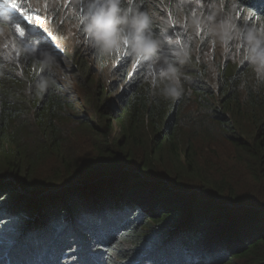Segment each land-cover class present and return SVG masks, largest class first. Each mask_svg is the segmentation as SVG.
<instances>
[{
	"label": "trees",
	"instance_id": "16d2710c",
	"mask_svg": "<svg viewBox=\"0 0 264 264\" xmlns=\"http://www.w3.org/2000/svg\"><path fill=\"white\" fill-rule=\"evenodd\" d=\"M230 1L264 24V0ZM159 3L177 15L176 0H143V7L156 12ZM82 14L75 71L108 61L85 43ZM154 28L163 35L158 20ZM19 48L20 71L0 53V264H264V196L241 179L215 181L216 165L205 159L226 139L236 161L229 163L245 168L251 184L264 182V85L253 86L247 63L215 90L193 56L183 68L185 94L171 100L148 84L158 66L122 48L113 82L96 80L82 94L96 122L104 120L94 126L60 80L57 67L67 73L73 54L53 64L42 51ZM42 78L54 81L43 92ZM81 128L96 137L79 154ZM107 182L115 192L109 184L82 193ZM200 206L212 213L199 214Z\"/></svg>",
	"mask_w": 264,
	"mask_h": 264
},
{
	"label": "rangeland",
	"instance_id": "374dc122",
	"mask_svg": "<svg viewBox=\"0 0 264 264\" xmlns=\"http://www.w3.org/2000/svg\"><path fill=\"white\" fill-rule=\"evenodd\" d=\"M176 1L178 5L177 15L175 17L170 14V9L166 6H162L161 3H159L156 10L157 16L159 17L157 20L163 28V36L168 40L166 51L175 52L188 46L192 52L191 57L196 56L201 58L200 62L203 63L201 66L206 68V73L209 75V80L211 82L210 85L216 90L221 82L228 81L227 79L230 74H234L235 70L239 66L243 67L246 62H234L238 59L236 52L232 51V49L236 47V44L226 43L222 49L221 46L212 39L210 34L205 30L207 16L213 12V6L218 4L220 5L218 9V19L224 20L226 18L228 21V24L225 25V30L233 23L245 26L254 25L255 20L251 18V14L247 11V7L230 0ZM30 2H34L35 8L29 9L22 6L21 3L13 2L12 0H0V17L9 22L7 25L0 27V53L6 57L7 62L11 63L15 70L19 71L22 69V64L19 60L21 56L19 55L20 45L26 46L33 51H42V54H44L43 56L50 58L53 64L61 63L60 58L56 57L63 54H73V59H71L73 64L67 73H64V71L57 67L60 80L71 87V89H69L71 95H74L73 99L78 100L76 109L79 115L87 116L88 121L94 122L91 123L94 126L101 125V121L104 120L99 119L96 122L95 116L88 110L87 106L84 104V99L82 100L81 98L84 91H94L96 89V80H100L103 86H107L110 81L113 82L114 79L111 77L110 69L114 66L115 62L114 60H109L105 63L95 64L92 61H87L82 71H75L73 69L76 68L75 61L79 60L80 56L83 55V40L80 35V29L76 23L78 14L84 13L83 0H30ZM171 7L175 9L173 5H171ZM260 25L264 24L260 23ZM4 29H7V31L5 32ZM21 31L23 35L20 34ZM56 34L61 36L62 39L59 36V38H57ZM240 47H243L242 43ZM157 66L158 68L160 67L159 65ZM133 67L134 65H132V68ZM221 67L226 72V75L222 73L223 77H221L220 73ZM152 72H157V70H152ZM76 76H81L78 81L75 79ZM222 78L225 80H222ZM82 125L83 123L81 122V127ZM74 126L75 128H80V124L77 122H74ZM105 126L109 128L106 123ZM110 127H113L110 133L111 135L119 130L120 124L119 122H115L112 123ZM75 136L80 139V142L76 144V149L79 154H82L83 151L88 148L92 139L96 137V135H92L89 130L84 128H81L79 133L75 134ZM218 143L219 149L218 151L216 150V153H211L209 156L205 154V159L210 161L212 165L214 164L218 167L215 166V172L211 173L215 178L214 180L218 181L223 178H229L230 180L233 179L235 182H239L241 179L251 188L254 187L257 193L263 197L264 182H253V184H251V178L246 173L247 170L245 168L239 164L235 165L229 163L234 160L233 149L229 141L226 139H218ZM209 169H211V166ZM220 169L225 171L221 172L219 171ZM130 182L134 185L133 181ZM109 184H112L110 192H115L117 185L107 182L104 185H96L93 191L91 190L93 186H91L86 190H82V193L85 196L103 193L105 190L109 189L106 187ZM145 184L151 183L146 182ZM95 191H97V193ZM161 193L167 196L168 192L164 191ZM169 196L172 199L175 194L169 193ZM181 196H184V194ZM181 196L179 197L176 195V197L179 198H181ZM202 207L203 206H200L198 209L199 214L205 215L212 213L209 209L203 211ZM211 218L218 223V216ZM210 225L211 224H208L207 226ZM238 233L241 234L239 230ZM74 237H76V233H74ZM93 240L95 243L98 241L97 239ZM89 260L94 261L93 257H89Z\"/></svg>",
	"mask_w": 264,
	"mask_h": 264
},
{
	"label": "clouds",
	"instance_id": "9594fccd",
	"mask_svg": "<svg viewBox=\"0 0 264 264\" xmlns=\"http://www.w3.org/2000/svg\"><path fill=\"white\" fill-rule=\"evenodd\" d=\"M12 1L26 7L24 1ZM83 5L82 32L89 47L114 62L120 50L126 47L132 56L149 65L160 66L156 74L148 78L154 93L158 91L164 99L171 100L185 94L183 68L191 61L192 52L188 46L166 52L168 40L154 28L159 18L154 9L143 7V0H83ZM219 8L218 4L213 6V12L206 18L205 30L222 49L226 43L236 44L232 51L236 52L238 59L234 62L248 64L254 74V87L264 85V25L233 23L225 30L228 21L226 18L218 19ZM0 21L9 23L2 17ZM53 83L48 78H42L36 87L43 92ZM247 86L248 81L243 80L240 89L244 90Z\"/></svg>",
	"mask_w": 264,
	"mask_h": 264
},
{
	"label": "snow or ice",
	"instance_id": "6c2138e0",
	"mask_svg": "<svg viewBox=\"0 0 264 264\" xmlns=\"http://www.w3.org/2000/svg\"><path fill=\"white\" fill-rule=\"evenodd\" d=\"M21 35H23V32L21 31V33H20Z\"/></svg>",
	"mask_w": 264,
	"mask_h": 264
}]
</instances>
